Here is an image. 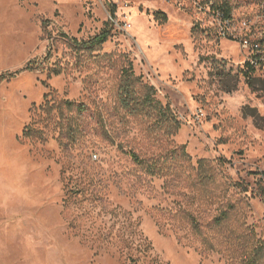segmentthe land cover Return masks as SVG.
Wrapping results in <instances>:
<instances>
[{"label": "rangeland", "instance_id": "rangeland-1", "mask_svg": "<svg viewBox=\"0 0 264 264\" xmlns=\"http://www.w3.org/2000/svg\"><path fill=\"white\" fill-rule=\"evenodd\" d=\"M224 4L238 30L264 0H0V73L18 72L0 84V264H225L181 212L204 227L235 183L264 241V201L251 193L264 172L263 79L218 34ZM107 22L99 49L70 48ZM45 57L44 72L23 70ZM128 64L176 132L121 107ZM131 153L160 171L146 174Z\"/></svg>", "mask_w": 264, "mask_h": 264}, {"label": "trees", "instance_id": "trees-1", "mask_svg": "<svg viewBox=\"0 0 264 264\" xmlns=\"http://www.w3.org/2000/svg\"><path fill=\"white\" fill-rule=\"evenodd\" d=\"M216 10H222L230 14V9L227 4L222 5ZM158 16L166 19L163 12H158ZM114 17V11H112ZM111 22H107L104 29L95 37L88 41L78 42L76 39L70 38L72 43L70 48L76 52H94L106 43L111 35ZM45 28V24L43 25ZM65 35V34H64ZM67 37V36H64ZM48 57V56H47ZM30 60L23 70L44 72L43 60L48 58ZM52 75L58 76L63 70L56 68L52 70ZM244 73L252 77V74L244 69ZM18 72L0 73V84L9 82L17 76ZM50 78V72L48 73ZM264 88V80H261ZM251 88L252 84H248ZM143 90L144 94H140ZM155 93L152 87L141 84L138 77H135L131 65L128 64L127 68H123L120 77L119 85V104L125 110L133 115H142L148 118L154 117L157 125H165V132L172 134L179 129V122L176 120L174 114L169 107H162L161 104L155 100ZM66 105L72 106V103L66 102ZM82 109V108H80ZM25 137H31L30 131L24 132ZM183 155L185 153L183 151ZM134 163L139 165L148 175H155L158 168L151 164L148 160L143 161L139 159L138 155L131 153ZM222 161V160H221ZM219 161L221 164H223ZM204 160L198 161L199 168H202ZM254 175H259L257 179V188L252 190L251 193L264 201V172H255ZM207 176L199 177V183L211 180L212 177ZM229 189H233L234 196H229ZM248 189L243 183L229 184L226 186L223 194H220L216 214L211 220L202 227L199 222L191 214L181 212L182 219L189 225L190 232L196 239H198L201 249L204 252L216 253L221 256L225 264H264V241L258 237L255 228L246 223L247 213L249 207L247 204V197L240 195L247 194Z\"/></svg>", "mask_w": 264, "mask_h": 264}, {"label": "built area", "instance_id": "built-area-1", "mask_svg": "<svg viewBox=\"0 0 264 264\" xmlns=\"http://www.w3.org/2000/svg\"><path fill=\"white\" fill-rule=\"evenodd\" d=\"M214 18L217 32L221 37L238 40L241 51L245 55L243 70H247L252 75L256 74L264 80V23L257 22L264 19V6L260 7L253 24L249 25L243 21L238 30L234 28L231 13L216 10Z\"/></svg>", "mask_w": 264, "mask_h": 264}]
</instances>
